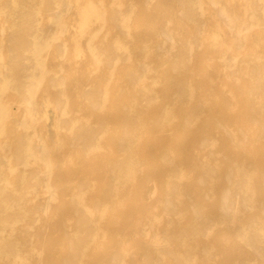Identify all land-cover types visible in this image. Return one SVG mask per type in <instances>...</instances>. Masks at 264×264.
<instances>
[{"label": "bare ground", "instance_id": "obj_1", "mask_svg": "<svg viewBox=\"0 0 264 264\" xmlns=\"http://www.w3.org/2000/svg\"><path fill=\"white\" fill-rule=\"evenodd\" d=\"M0 264H264V0H0Z\"/></svg>", "mask_w": 264, "mask_h": 264}]
</instances>
